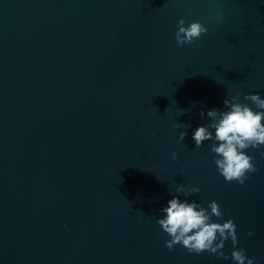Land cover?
<instances>
[{"label": "water", "instance_id": "95a60500", "mask_svg": "<svg viewBox=\"0 0 264 264\" xmlns=\"http://www.w3.org/2000/svg\"><path fill=\"white\" fill-rule=\"evenodd\" d=\"M180 19L207 32L178 47ZM238 93L264 98V0H0V264H233L164 246L174 196L264 264V146L240 185L192 139Z\"/></svg>", "mask_w": 264, "mask_h": 264}, {"label": "clouds", "instance_id": "9594fccd", "mask_svg": "<svg viewBox=\"0 0 264 264\" xmlns=\"http://www.w3.org/2000/svg\"><path fill=\"white\" fill-rule=\"evenodd\" d=\"M207 28L199 21H193L185 26V20L177 22V30L174 35L178 47L192 44L199 40ZM242 94L227 97L223 100L221 111L212 108L207 112L211 123L198 126L192 136L195 147L199 148L204 141H212L210 152L214 153L212 159L216 171L226 182H233L243 185L248 179L249 173H255L257 168L253 162L254 158L246 154L251 149H259L264 146V98L257 94L243 95V100L250 101L257 109L253 110L247 103L240 101ZM200 115L204 112L201 110ZM174 128H187L190 125L173 124ZM186 132L181 131L178 140L183 141ZM264 156V151L260 152ZM173 159L176 155L173 154ZM177 192L184 196L198 193L199 188L185 189L183 185L176 187ZM210 210V211H209ZM163 218H157L160 229L169 237L164 246L172 251L176 245H180L188 254L200 255L208 252L217 258L229 259L223 248L225 241H231L233 250L230 253L233 264H254V258L246 255L244 248L237 247L238 239L236 224L232 219L223 223L216 222L213 217L219 220L223 213L215 201H210L207 206H201L195 201H181L174 196L168 200L167 207L161 209ZM252 235L251 232L248 233Z\"/></svg>", "mask_w": 264, "mask_h": 264}]
</instances>
